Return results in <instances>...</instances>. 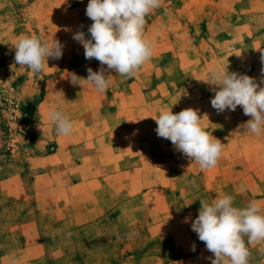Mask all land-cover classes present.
<instances>
[{
  "label": "rangeland",
  "instance_id": "rangeland-1",
  "mask_svg": "<svg viewBox=\"0 0 264 264\" xmlns=\"http://www.w3.org/2000/svg\"><path fill=\"white\" fill-rule=\"evenodd\" d=\"M88 2L0 0V264H211L191 228L200 200L264 209V135L244 132L240 106L218 113L204 81L228 70L260 82L264 0H162L146 17L152 58L130 79L106 71L104 93L70 81L102 67L73 39L91 38ZM32 34L63 46L39 74L14 60ZM57 104L68 136L48 119ZM187 108L224 144L213 168L156 134L161 111ZM245 242L249 264H264V241Z\"/></svg>",
  "mask_w": 264,
  "mask_h": 264
},
{
  "label": "clouds",
  "instance_id": "clouds-1",
  "mask_svg": "<svg viewBox=\"0 0 264 264\" xmlns=\"http://www.w3.org/2000/svg\"><path fill=\"white\" fill-rule=\"evenodd\" d=\"M161 5L162 0H89L86 16L93 21L88 28L91 38L77 31L73 39L83 46L85 59L94 58L102 67L99 71L88 68L86 79L71 74V83L80 85L79 81L83 80L96 92L104 93L111 83V75H106V71L112 70L125 79L135 77L153 56V47L145 39L146 17ZM13 47L15 65L33 74L41 73L49 58L59 59L63 55L58 40L49 42L35 34L20 36ZM261 59L264 61V53ZM204 82L214 86L211 90L215 94L210 102L218 113L235 111L240 106L243 114L251 117L242 126L244 132L264 135V87L261 86L264 76L257 83L247 74L226 70L210 74ZM47 115L57 135L72 133L73 123L62 104L50 109ZM153 119L157 136L170 140L176 150L195 161L201 170L217 165L224 144L201 126L197 110L187 108L176 114L163 110ZM200 203L191 228L213 254L211 264H249L250 251L245 238L248 244L264 241V209L255 201L243 209L235 207L234 198L228 194L213 198L211 203L201 199Z\"/></svg>",
  "mask_w": 264,
  "mask_h": 264
}]
</instances>
